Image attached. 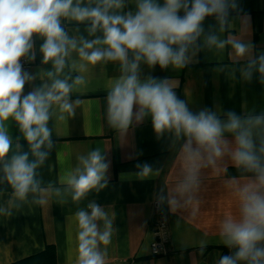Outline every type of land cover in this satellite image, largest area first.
<instances>
[{
  "label": "clouds",
  "instance_id": "obj_1",
  "mask_svg": "<svg viewBox=\"0 0 264 264\" xmlns=\"http://www.w3.org/2000/svg\"><path fill=\"white\" fill-rule=\"evenodd\" d=\"M240 11L238 0H0V185L11 189L0 216H12L30 198L40 206L53 196L61 204H79L108 187L111 162L99 147L78 155L58 184H45L39 170L56 147L54 130L74 118L81 104L73 94L88 85L97 66L114 63L119 75L107 88L108 127L124 139L150 119L156 140H166L175 154L172 181L154 194L157 210L195 216L205 174L233 167L237 175L228 177L227 187L236 211L219 221L228 254L217 264H264V111L194 112L171 79L151 74L157 66L183 70L201 51L230 47L238 60L247 58L242 79L257 76L264 85V51L257 53L252 41L222 38L232 13ZM209 17L215 23L206 29ZM38 54V70L25 69ZM229 75L234 78L235 71ZM135 168L122 179L143 181L161 173L147 162ZM109 208L90 200L75 212L76 264H106L118 230ZM206 243L200 241L201 254Z\"/></svg>",
  "mask_w": 264,
  "mask_h": 264
},
{
  "label": "crops",
  "instance_id": "obj_2",
  "mask_svg": "<svg viewBox=\"0 0 264 264\" xmlns=\"http://www.w3.org/2000/svg\"><path fill=\"white\" fill-rule=\"evenodd\" d=\"M242 11L232 13V25L222 38L252 41L256 52L264 51V0H238ZM213 18L205 21V28L214 24ZM41 41L37 40V48ZM245 60H238L231 48L222 52L201 51L197 62L179 71L161 70L157 66L152 75L169 78L176 85L181 99L189 102L196 112L202 108L216 110L220 107L237 114L255 110L264 111V85L254 76L246 82L240 75ZM40 67V56L35 63L24 68L35 72ZM47 67H50L47 66ZM224 71H219V69ZM145 74L149 69L143 68ZM235 71V77L229 75ZM119 75L117 64L97 66L89 83L73 98L81 104L74 118L61 123L54 130L56 147L39 170L44 183L58 184L74 167L76 157L97 147L107 151L110 160L109 185L98 194L92 192L79 204H61L50 197L46 205L29 202L14 209L12 216H0V264H76V222L78 208L95 200L109 211L116 213L114 226L117 232L107 246L106 264H217L220 255L228 254L219 240L218 224L227 214L236 211V200L228 190V177L237 175L227 166L219 175L205 174L199 211L192 216L189 211L161 214L156 208L154 194L173 179L175 154L166 140L157 141L150 119L134 127L127 137L120 139L106 122V95L114 77ZM39 83V81H37ZM29 87L25 86V92ZM13 137L19 135L14 123L10 124ZM57 133L59 135L57 136ZM25 143L26 146V142ZM149 163L161 169L158 176L143 181L135 177L123 178L122 174L136 171L137 163ZM11 189L0 185V203ZM165 218L170 227L171 253L155 257L151 252L154 241L152 223ZM206 247L201 254L200 241ZM50 249L54 252L49 255Z\"/></svg>",
  "mask_w": 264,
  "mask_h": 264
},
{
  "label": "built area",
  "instance_id": "obj_3",
  "mask_svg": "<svg viewBox=\"0 0 264 264\" xmlns=\"http://www.w3.org/2000/svg\"><path fill=\"white\" fill-rule=\"evenodd\" d=\"M154 241L151 245L152 255L166 257L171 253V233L165 218H158L152 223Z\"/></svg>",
  "mask_w": 264,
  "mask_h": 264
},
{
  "label": "trees",
  "instance_id": "obj_4",
  "mask_svg": "<svg viewBox=\"0 0 264 264\" xmlns=\"http://www.w3.org/2000/svg\"><path fill=\"white\" fill-rule=\"evenodd\" d=\"M54 252V249H50L49 255H51Z\"/></svg>",
  "mask_w": 264,
  "mask_h": 264
}]
</instances>
